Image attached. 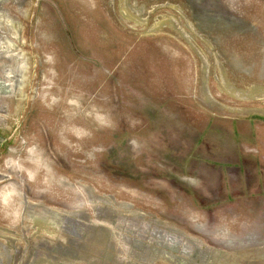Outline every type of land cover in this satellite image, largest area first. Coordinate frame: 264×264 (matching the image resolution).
<instances>
[{
  "label": "rangeland",
  "instance_id": "374dc122",
  "mask_svg": "<svg viewBox=\"0 0 264 264\" xmlns=\"http://www.w3.org/2000/svg\"><path fill=\"white\" fill-rule=\"evenodd\" d=\"M0 264H264V0H0Z\"/></svg>",
  "mask_w": 264,
  "mask_h": 264
},
{
  "label": "bare ground",
  "instance_id": "6f19581e",
  "mask_svg": "<svg viewBox=\"0 0 264 264\" xmlns=\"http://www.w3.org/2000/svg\"><path fill=\"white\" fill-rule=\"evenodd\" d=\"M109 43V42H108ZM161 72V71H160Z\"/></svg>",
  "mask_w": 264,
  "mask_h": 264
}]
</instances>
